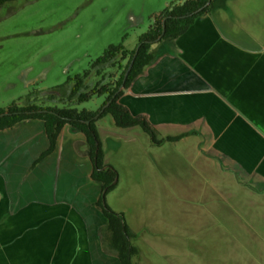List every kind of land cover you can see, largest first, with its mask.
<instances>
[{
    "label": "rangeland",
    "instance_id": "1",
    "mask_svg": "<svg viewBox=\"0 0 264 264\" xmlns=\"http://www.w3.org/2000/svg\"><path fill=\"white\" fill-rule=\"evenodd\" d=\"M185 1L5 3L0 7V109L11 104L24 106L29 100L43 107L68 106V101L49 103L32 93L64 85L66 96L68 79L89 70L108 46L122 43L132 51L138 37L160 19L161 12ZM169 42H154L150 51L154 54ZM126 61L118 56L114 64L103 66V74L109 76L105 83L116 82ZM260 64L264 65L262 56ZM259 75V111L254 119L244 115L243 127L258 132L259 142L264 143V71ZM99 79L94 74L90 85ZM102 102L103 98L94 96L73 107L96 111ZM197 130L203 132L201 127ZM220 139L213 134L212 150L206 151L204 138L198 135H193L190 143L164 142L151 151L158 156L153 167L140 157L143 145L137 139L126 149L110 153L119 181L106 202L123 215L133 235L131 242L139 249L135 258L138 264H219L221 226L235 220L224 211L235 208L237 201L250 206L253 190L260 194L264 190V184L261 188L253 185L250 174L215 148ZM232 140L238 149H249L256 143V136L244 130ZM194 157L205 162L196 165ZM17 207L11 184L0 183V264L94 262L90 256L97 249L75 246L77 240L102 235L106 219L94 206L91 211L85 209L83 215L71 216L29 215L28 210Z\"/></svg>",
    "mask_w": 264,
    "mask_h": 264
},
{
    "label": "crops",
    "instance_id": "2",
    "mask_svg": "<svg viewBox=\"0 0 264 264\" xmlns=\"http://www.w3.org/2000/svg\"><path fill=\"white\" fill-rule=\"evenodd\" d=\"M154 55V62L123 91L119 103L132 115L146 117L158 135H184L175 141L177 144L186 140L190 143L192 136L198 135L204 138L203 151L212 150L211 137L219 135L221 141L215 148L250 174L252 184L261 188L264 143L259 142L258 132L243 127V116L254 119L259 111L256 105L260 102L259 72L264 71L260 64L264 57V0H227L223 7L196 19L177 39L156 49ZM100 98L104 101L103 96ZM95 126L105 164L113 167L110 153L126 149L136 139L143 145L140 157L150 167L156 164L158 156L151 151L161 145H152L138 127L117 128L110 115L98 119ZM244 130L256 136V143L249 149H238L232 137ZM47 147L40 120H27L0 131V183L11 184L17 208L36 216L83 215L85 209L91 211L99 198L100 185L90 178L92 166L84 136L64 126L53 152L34 164ZM202 160L205 162L203 158L194 163ZM261 199L264 190L261 194L253 190L250 206L236 200L235 208L224 211L235 220L221 226L219 264H264ZM75 246L97 249L90 256L92 264L116 262V257L105 249L102 235L77 240Z\"/></svg>",
    "mask_w": 264,
    "mask_h": 264
},
{
    "label": "trees",
    "instance_id": "3",
    "mask_svg": "<svg viewBox=\"0 0 264 264\" xmlns=\"http://www.w3.org/2000/svg\"><path fill=\"white\" fill-rule=\"evenodd\" d=\"M12 1L16 0H0V7ZM207 1L187 0L182 4L165 9L160 13V19L147 32L138 37L136 47L130 52L123 47L122 43L108 46L103 55L90 65L89 70L68 79L67 84L70 85L66 96L63 95L64 85L32 93V96L36 95L42 101L49 103L56 104L68 101L70 102L68 106L43 107L30 103L29 100L28 104L24 106L11 104L4 109H0V114L9 113L7 116L0 117V131L12 128L27 120H40L43 122L48 139V147L34 164L53 152L57 137L64 126L67 125L84 136L86 155L92 166L90 178L100 185V195L94 205L106 219V225L102 232V241L105 249L117 258L119 264H137L135 258L139 255V249L131 242L133 235L125 223L123 215L114 212L106 202V196L117 186L118 174L115 168L104 163V153L95 122L105 115H110L117 128L138 127L148 136L154 146H160L164 142H175L184 136H165L160 138L157 130L146 117L132 115L125 106L119 103V99L123 91L142 73L143 69L154 62L155 55L150 49L151 44L155 42V39L162 32V19H165L164 33L159 41H173L181 36L196 19L209 15L218 7H223L227 0H209V4L205 6ZM137 47L138 49L134 56ZM118 56L120 60L127 58V61L116 82L113 85L105 83L106 77L109 76L108 74H103V66L107 63L114 64ZM130 63L131 67L125 78L124 89L117 92ZM94 74L99 76L100 79L90 85ZM94 96L104 97V101L96 111L77 110L73 107L89 101ZM30 97L31 95L28 96V98ZM108 101H110L109 105L101 111ZM42 110L52 113L38 112Z\"/></svg>",
    "mask_w": 264,
    "mask_h": 264
},
{
    "label": "water",
    "instance_id": "4",
    "mask_svg": "<svg viewBox=\"0 0 264 264\" xmlns=\"http://www.w3.org/2000/svg\"><path fill=\"white\" fill-rule=\"evenodd\" d=\"M208 4H209V0L207 1V3H206L205 6H207ZM164 21H165V19H163V21H162V32H161L160 36L157 37V38L155 39V42L159 41L160 38L162 37L163 33H164ZM137 49H138V47H137L136 50H135L134 56H135V54H136V52H137ZM133 58H134V57H133ZM130 67H131V63H130V65H129L127 71H126L125 74H124V77H123L122 83H121V85L119 86L117 92H119V91H121V90L124 89L125 78L127 77V74H128V71H129ZM109 103H110V101H108V102L104 105V107L101 109V111H102L105 107H107V106L109 105ZM101 111H100V112H101ZM38 112H49V113H52V112H50V111H46V110H42V111H38ZM8 114H9V113H7V112L1 113V114H0V117L7 116ZM114 183H115V181H114Z\"/></svg>",
    "mask_w": 264,
    "mask_h": 264
}]
</instances>
